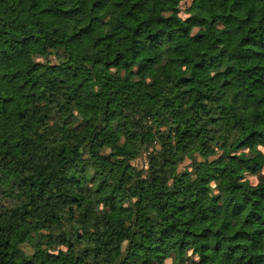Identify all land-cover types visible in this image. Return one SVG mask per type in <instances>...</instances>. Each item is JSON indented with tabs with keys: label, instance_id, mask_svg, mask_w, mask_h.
<instances>
[{
	"label": "trees",
	"instance_id": "1",
	"mask_svg": "<svg viewBox=\"0 0 264 264\" xmlns=\"http://www.w3.org/2000/svg\"><path fill=\"white\" fill-rule=\"evenodd\" d=\"M178 1L0 0V264H264V0Z\"/></svg>",
	"mask_w": 264,
	"mask_h": 264
},
{
	"label": "rangeland",
	"instance_id": "2",
	"mask_svg": "<svg viewBox=\"0 0 264 264\" xmlns=\"http://www.w3.org/2000/svg\"><path fill=\"white\" fill-rule=\"evenodd\" d=\"M190 0H179L176 3H172V2H167L168 5H171L173 7H175L177 9V16L184 18L186 16V14L184 13L183 9L188 6ZM170 13V10L166 11L165 14ZM194 31V29H193ZM261 150L264 151V148L260 147ZM140 162H141V167H145V157L141 156L140 158ZM259 174H264V167L262 168V170L260 171V173L258 174H245V178L248 179V181L251 184H255L258 178ZM116 220H118V216L115 217ZM175 251L174 249L171 250L170 254H165L163 253L159 259V261L155 262V264H172L171 259L173 256H175Z\"/></svg>",
	"mask_w": 264,
	"mask_h": 264
}]
</instances>
